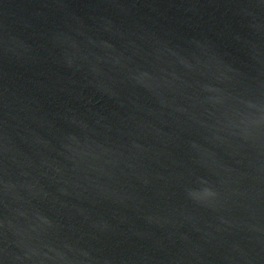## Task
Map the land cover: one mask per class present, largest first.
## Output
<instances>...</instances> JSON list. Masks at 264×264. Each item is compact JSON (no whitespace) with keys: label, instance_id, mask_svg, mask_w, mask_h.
<instances>
[{"label":"water","instance_id":"95a60500","mask_svg":"<svg viewBox=\"0 0 264 264\" xmlns=\"http://www.w3.org/2000/svg\"><path fill=\"white\" fill-rule=\"evenodd\" d=\"M0 264H264V0H0Z\"/></svg>","mask_w":264,"mask_h":264}]
</instances>
